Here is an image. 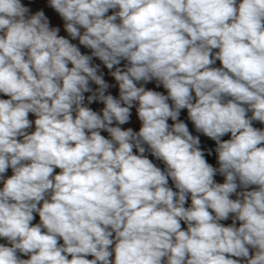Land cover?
Masks as SVG:
<instances>
[{
    "label": "clouds",
    "instance_id": "1",
    "mask_svg": "<svg viewBox=\"0 0 264 264\" xmlns=\"http://www.w3.org/2000/svg\"><path fill=\"white\" fill-rule=\"evenodd\" d=\"M34 3L0 0V264H264V0Z\"/></svg>",
    "mask_w": 264,
    "mask_h": 264
},
{
    "label": "rangeland",
    "instance_id": "2",
    "mask_svg": "<svg viewBox=\"0 0 264 264\" xmlns=\"http://www.w3.org/2000/svg\"><path fill=\"white\" fill-rule=\"evenodd\" d=\"M23 2H24V3H28V0H23ZM38 3H39V0H35L34 8H35V6H36ZM149 87H154V85H149ZM157 90H159V91H164L162 88L157 89ZM93 107H94V108L102 107V105H93ZM181 118H182V119H186V111H185L184 113H182ZM129 126L133 127L135 130H138V129H139V121L136 120L135 115H133V122H132V124H130V125H125L124 127H129ZM258 126H259V125H258ZM189 127H190V130H191L192 126H191L190 123H189ZM105 135H106V134H105ZM202 140H203V138H202ZM9 174H10V172H9ZM229 223H230V221H229Z\"/></svg>",
    "mask_w": 264,
    "mask_h": 264
},
{
    "label": "trees",
    "instance_id": "3",
    "mask_svg": "<svg viewBox=\"0 0 264 264\" xmlns=\"http://www.w3.org/2000/svg\"><path fill=\"white\" fill-rule=\"evenodd\" d=\"M204 139V138H203ZM210 143V142H209Z\"/></svg>",
    "mask_w": 264,
    "mask_h": 264
}]
</instances>
